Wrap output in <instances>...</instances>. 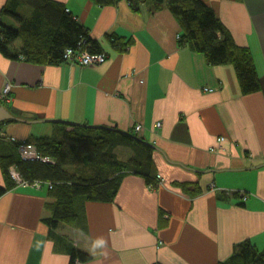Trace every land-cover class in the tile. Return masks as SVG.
I'll list each match as a JSON object with an SVG mask.
<instances>
[{
    "label": "crops",
    "instance_id": "1",
    "mask_svg": "<svg viewBox=\"0 0 264 264\" xmlns=\"http://www.w3.org/2000/svg\"><path fill=\"white\" fill-rule=\"evenodd\" d=\"M9 1L0 0V23L18 28L2 16ZM54 1L89 30L106 59L39 65L0 53V94L10 88L0 107L15 118L0 126L21 141H60L71 124L134 132L157 148L160 184L151 190L129 175L112 202L78 200L76 221L54 229L43 221L55 202L48 187L15 186L0 196V264H218L244 241L262 249L264 167H255L264 165V0H206L253 55L260 89L250 95L231 65H209L179 45L180 25L166 9ZM110 36L118 48L130 43L121 52ZM73 251L89 259H72Z\"/></svg>",
    "mask_w": 264,
    "mask_h": 264
},
{
    "label": "trees",
    "instance_id": "2",
    "mask_svg": "<svg viewBox=\"0 0 264 264\" xmlns=\"http://www.w3.org/2000/svg\"><path fill=\"white\" fill-rule=\"evenodd\" d=\"M89 1L98 7L125 1L134 11L142 3L151 5L152 11L168 10L180 25L181 31L177 36L180 46L204 55L209 65H231L244 95L259 91L260 79L250 49L236 44L206 0ZM22 4L29 11L19 15L17 8ZM2 16L11 17L18 25V28H11L0 23V53L9 60L56 65L68 63L64 59L67 49L79 52L81 48L89 54L104 53L90 37L89 30L61 2L10 0L2 10ZM108 40L113 49L121 52L130 43L118 48L120 40L116 36H110ZM17 41L20 47L15 49L13 45ZM75 65L83 67L78 63ZM3 134L0 136V168L6 188L0 187V196L17 185L9 168H13L21 182L50 184L49 192L55 197L52 218L43 220L50 229L59 223L70 225L76 221L78 200L112 202L121 182L129 175L143 178L151 190H156L160 184L153 162L154 149L142 139L144 142L135 140L138 137L134 132L123 134L99 127L71 125L69 130L63 131L60 141L46 137H30L21 141L6 132ZM23 143L33 145L46 161L23 159L17 150ZM121 146L131 151L126 161L117 157L116 149ZM73 258L80 261L89 259L86 254L76 251L72 253ZM218 264H264V247L259 249L244 241L234 247L228 259Z\"/></svg>",
    "mask_w": 264,
    "mask_h": 264
},
{
    "label": "built area",
    "instance_id": "3",
    "mask_svg": "<svg viewBox=\"0 0 264 264\" xmlns=\"http://www.w3.org/2000/svg\"><path fill=\"white\" fill-rule=\"evenodd\" d=\"M79 50H80L79 52H75L72 49H67L64 53V59L70 64L78 63L83 67H87V66H91V65H95V64H101L106 59L104 54H89V52H87L85 50H81V48H79ZM9 91H10L9 86H6L3 89V92L0 94V99H2V100L6 99L9 95ZM205 91L212 92L213 90L212 89H205ZM140 129H141V126H136L134 128V130L136 132L139 131ZM3 133H4V130L0 127V136H3L4 135ZM218 141L222 142L223 139L220 138ZM17 150L23 159L46 161L45 159H42L39 156V153L36 151L35 147L31 144L23 143L18 147ZM10 172H11V175H13L12 176L13 179L16 177H17V179L19 178L13 169ZM21 183H22V185H29V186L36 187V188H39L43 185H46L48 187V189L51 188L50 184H43L39 181H35L31 184L26 183V182H21Z\"/></svg>",
    "mask_w": 264,
    "mask_h": 264
},
{
    "label": "water",
    "instance_id": "4",
    "mask_svg": "<svg viewBox=\"0 0 264 264\" xmlns=\"http://www.w3.org/2000/svg\"><path fill=\"white\" fill-rule=\"evenodd\" d=\"M15 118L13 117V116H11L10 114H8V112L4 109V108H2V107H0V123H3V122H5V121H9V120H14ZM50 123H52V121H50ZM71 125H77V124H71ZM81 126H84V125H81ZM88 127V126H87ZM103 129H105V130H107V131H111V132H118V133H123V134H126V133H124V132H121V131H119V130H117V129H113V128H103ZM135 140H137V141H141V142H144V141H142L141 139H139V138H136L135 137ZM146 145H148V146H151L154 150H157V148H155L154 146H152L151 144H149V143H146V142H144ZM262 167H264V165H261V166H258V167H255V169H257V168H262ZM246 170H249V169H246Z\"/></svg>",
    "mask_w": 264,
    "mask_h": 264
},
{
    "label": "rangeland",
    "instance_id": "5",
    "mask_svg": "<svg viewBox=\"0 0 264 264\" xmlns=\"http://www.w3.org/2000/svg\"><path fill=\"white\" fill-rule=\"evenodd\" d=\"M104 54V53H103ZM104 56H105V54H104ZM106 57V56H105ZM5 132V131H4ZM116 154H117V157L119 158V159H121V160H123V161H126V160H128L129 159V157L131 156V151H130V149L129 148H127V147H125V146H121V147H119V148H117L116 149ZM10 169V171L13 169V168H9ZM10 176L12 177L13 175H11V172H10ZM13 178V177H12ZM14 181H16L17 182V185H22V183L20 182V179L18 178L17 179V177L16 178H14ZM16 185V186H17ZM24 186H26V185H24ZM29 186V185H28ZM34 188H36V187H34ZM244 197V196H243ZM246 197V196H245ZM75 264H78V263H75Z\"/></svg>",
    "mask_w": 264,
    "mask_h": 264
}]
</instances>
